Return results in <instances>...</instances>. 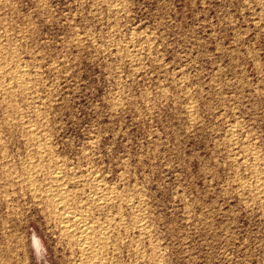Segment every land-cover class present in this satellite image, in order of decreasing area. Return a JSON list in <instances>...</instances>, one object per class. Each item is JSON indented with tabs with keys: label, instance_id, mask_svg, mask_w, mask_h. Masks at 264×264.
<instances>
[{
	"label": "rangeland",
	"instance_id": "obj_1",
	"mask_svg": "<svg viewBox=\"0 0 264 264\" xmlns=\"http://www.w3.org/2000/svg\"><path fill=\"white\" fill-rule=\"evenodd\" d=\"M67 216L99 264H264V0H0V264H90Z\"/></svg>",
	"mask_w": 264,
	"mask_h": 264
},
{
	"label": "bare ground",
	"instance_id": "obj_2",
	"mask_svg": "<svg viewBox=\"0 0 264 264\" xmlns=\"http://www.w3.org/2000/svg\"><path fill=\"white\" fill-rule=\"evenodd\" d=\"M65 195V194H64ZM63 195V197H61L58 200V208L61 209L63 215L64 214H69V210L68 207L66 206L64 200H65V196ZM63 224H64V230L66 232H68L69 234L71 232H79L80 233V238H79V243L80 245H82L81 247L85 248L86 250L90 251V253L88 254L89 256H87V260L90 264H99L98 261V257L96 255V251L93 250L92 248V241L94 240V238H96V229L85 222V220L83 219V217L79 216H74V217H69L67 216L66 218H64ZM63 226V225H62ZM72 234V233H71ZM98 237V236H97ZM102 237V236H101ZM108 237V236H107ZM106 237V238H107ZM100 238V237H99ZM106 238L103 235V238H101V244L105 245V240ZM108 240V239H107ZM100 241V239H99ZM34 244H35V248L40 251L41 249V245L38 243L37 238L34 240ZM97 245V244H96ZM95 245V246H96ZM97 247V246H96ZM99 250V249H98ZM98 253V252H97ZM86 260V261H87Z\"/></svg>",
	"mask_w": 264,
	"mask_h": 264
}]
</instances>
